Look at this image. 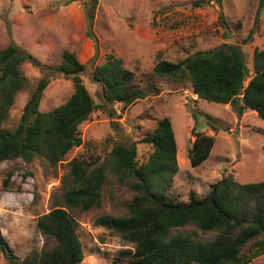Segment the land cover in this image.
Masks as SVG:
<instances>
[{"label": "rangeland", "instance_id": "1", "mask_svg": "<svg viewBox=\"0 0 264 264\" xmlns=\"http://www.w3.org/2000/svg\"><path fill=\"white\" fill-rule=\"evenodd\" d=\"M99 39V52L88 35L89 23ZM223 43L238 45L250 80L256 48L264 49V5L261 0H0V50L14 44L42 64L28 59L21 69L27 85L16 93L1 128L13 131L41 79L49 81L40 102L42 112L53 111L74 92L72 79L55 70L66 52L74 53L86 69L81 77L97 103L79 128L83 143L74 146L64 160L51 164L44 157L31 162L21 158L0 161V240L25 261L34 251L56 246L53 237L37 228V219L55 205L63 204V178L73 159L107 166L102 202L88 210L69 209L78 222L84 249L81 264H111L120 250L131 247L122 237L96 223L99 216H123L135 191L111 172L109 163L116 143L135 144L144 161L152 152L141 140L153 132L158 121L169 117L177 138L179 170L171 179L169 194L188 200L191 191L205 196L213 183L231 175L239 184L264 181V120L255 111L238 114L231 104L203 99L190 84L158 77L154 66L161 60L177 61L197 51ZM112 53L135 72L142 89L159 87L158 94L139 99L125 109L106 103L94 69ZM197 132L215 137L208 159L198 166L190 161ZM9 178L5 186L4 180ZM210 240L193 223L172 230ZM249 247V245H247ZM247 247V248H248ZM0 264H9L0 248ZM249 264H264V254Z\"/></svg>", "mask_w": 264, "mask_h": 264}, {"label": "trees", "instance_id": "2", "mask_svg": "<svg viewBox=\"0 0 264 264\" xmlns=\"http://www.w3.org/2000/svg\"><path fill=\"white\" fill-rule=\"evenodd\" d=\"M261 2L264 5V0ZM88 27L98 54L99 39L93 31V22ZM105 57L106 62L94 69L92 78L101 84L106 103L122 104L125 109L160 91L159 87L140 88L134 81L135 72L126 68L121 58L112 53ZM28 59L42 64L14 44L0 50V161L21 158L31 162L35 157H44L57 164L74 146L84 142L79 126L104 105L96 102L82 80L85 63L74 53L66 52L63 61L54 68L72 79V96L53 111L42 112L40 102L49 84L43 78L29 98L16 129H2L16 93L27 85L21 65ZM153 73L190 84L198 99L231 104L240 115L255 111L264 120V49L254 51L253 72L247 85L249 69L242 49L230 43L194 52L177 61L161 60ZM141 141L153 148L142 162L135 144L116 143L112 149L111 172L119 181L130 183L135 194L127 214H104L96 220L131 244L120 250L111 264H249L264 254V181L239 184L226 175L213 183L205 196L191 191L188 200H177L168 192L171 179L179 170L178 144L171 119L159 120L153 132ZM215 142L213 135L197 132L190 149L191 164L198 166L208 159ZM94 165L95 161L73 159L62 181L64 205L53 206L37 219V228L53 237L56 246L34 251L22 262L0 240L9 264L83 262L78 222L69 209L88 210L101 205L107 166ZM4 183L7 186L9 178ZM191 223L204 232H215V236L204 241L189 233L172 235L173 229Z\"/></svg>", "mask_w": 264, "mask_h": 264}]
</instances>
